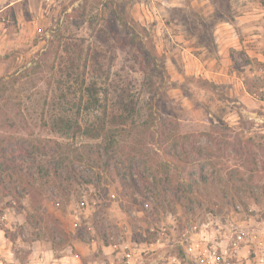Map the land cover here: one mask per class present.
Instances as JSON below:
<instances>
[{"label":"rangeland","instance_id":"1","mask_svg":"<svg viewBox=\"0 0 264 264\" xmlns=\"http://www.w3.org/2000/svg\"><path fill=\"white\" fill-rule=\"evenodd\" d=\"M12 1L0 10V141L51 154L24 158V184L0 176V229L14 256L25 262L23 242L39 240L79 264H264V0H0V9ZM100 124L133 133L112 165L121 177L103 171V138L84 133ZM132 147L163 181L179 163H204L214 189L178 202L134 193L120 160ZM59 161L58 178L40 170ZM77 229L90 254L73 246Z\"/></svg>","mask_w":264,"mask_h":264},{"label":"trees","instance_id":"2","mask_svg":"<svg viewBox=\"0 0 264 264\" xmlns=\"http://www.w3.org/2000/svg\"><path fill=\"white\" fill-rule=\"evenodd\" d=\"M113 13L123 26H129L127 15H125L119 8L114 7ZM132 20L131 22H133ZM133 26H135L134 22ZM133 31L134 33H137L135 29H133ZM87 94L91 99V104H99V98L97 96L98 89L95 85L87 88ZM84 133L92 138H103V171L110 176L115 174L117 177H121V172H119L116 168H113L112 165L117 162V159L119 158L117 147L125 141V138L133 135L132 131L127 128L108 129L106 126L100 124L97 127L84 128ZM198 151L201 152V149H198ZM36 154H41L45 157L51 155L47 146L43 144L18 142L16 140L0 141V176L4 175L5 178L10 181H13V179L17 180L15 178H20V184H24L22 179V177H24L22 163H24L25 157H32L35 159ZM168 154L173 156L174 160H181L179 152L176 151L175 148H172ZM123 156L124 158L120 159L123 165L122 172L124 174L122 183L130 186L134 193L141 196L149 194L156 197H174L178 202V200H180L179 197H195L202 191L214 189V187L208 184V175L204 163L199 162L191 168H184V170L179 163L177 166V171L179 173L175 174V176H166V179L163 181L157 173L158 171H155L153 167L147 166L145 158L140 154V151L135 149V147H132L130 151L125 153ZM62 165V161H59V164L57 165H52L51 162H49L45 170L44 168H41L40 170L44 171V174L47 176L52 175L55 178H58L61 170L60 166ZM180 168H182V170H180ZM182 171L186 173L184 174V179L181 176ZM69 177L74 182H88L86 179L82 178L81 174L76 172L70 173ZM1 185H3V180L0 177V186ZM28 185L31 187L35 186V184L31 185V183H28ZM34 190L36 189H33V192ZM31 192L32 189L29 190L28 193L31 194ZM16 194L21 196L20 191H16ZM57 231L64 237L68 236V234L60 228H57ZM5 232L7 234V231ZM74 237L81 241L86 239L80 229H77L74 233Z\"/></svg>","mask_w":264,"mask_h":264},{"label":"crops","instance_id":"3","mask_svg":"<svg viewBox=\"0 0 264 264\" xmlns=\"http://www.w3.org/2000/svg\"><path fill=\"white\" fill-rule=\"evenodd\" d=\"M16 2L18 1H12L9 4H6L0 10L10 7ZM19 241L20 238L16 240V242ZM13 243V240L6 237L5 232L0 229V264H79L78 261H74L72 259L74 258V256L69 252H66V249L62 252L61 255L54 257V251L51 245L46 242L43 243L39 240H34L29 244L23 242V246L26 245V247L30 250V253L29 258L25 262H22L14 256ZM73 246L77 248L83 256L84 254L86 255L91 253L87 251L91 250L90 247L85 246V244L80 240L74 241ZM101 247V250L105 254H110L107 259H113L112 257L114 256L111 252H113L114 249H111V246H106L104 243H101ZM132 251L135 261H142L141 259H138V255L140 256L141 254L139 253V249L135 247L132 249ZM110 262L111 264H113L114 260H111ZM92 264H101V262L94 261L92 262Z\"/></svg>","mask_w":264,"mask_h":264}]
</instances>
